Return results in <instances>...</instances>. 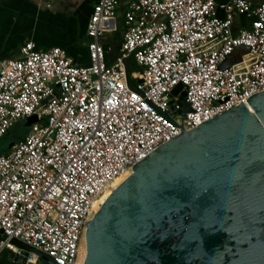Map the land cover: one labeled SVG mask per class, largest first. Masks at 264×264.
<instances>
[{
  "label": "built area",
  "instance_id": "1",
  "mask_svg": "<svg viewBox=\"0 0 264 264\" xmlns=\"http://www.w3.org/2000/svg\"><path fill=\"white\" fill-rule=\"evenodd\" d=\"M123 1L120 55L107 63L102 40ZM216 1L98 0L85 29L87 66L31 41L0 64V138L36 117L0 154V264H38L35 252L75 264L88 211L115 179L182 129L264 90V0H229L222 18ZM234 14L255 19L233 33ZM182 93L188 110L176 103Z\"/></svg>",
  "mask_w": 264,
  "mask_h": 264
},
{
  "label": "water",
  "instance_id": "2",
  "mask_svg": "<svg viewBox=\"0 0 264 264\" xmlns=\"http://www.w3.org/2000/svg\"><path fill=\"white\" fill-rule=\"evenodd\" d=\"M102 42L112 63L121 45ZM75 264H264V90L123 172L88 211Z\"/></svg>",
  "mask_w": 264,
  "mask_h": 264
},
{
  "label": "crops",
  "instance_id": "3",
  "mask_svg": "<svg viewBox=\"0 0 264 264\" xmlns=\"http://www.w3.org/2000/svg\"><path fill=\"white\" fill-rule=\"evenodd\" d=\"M98 0H0V64L21 57L20 48L31 41L37 49L59 47L66 51L78 66L89 64L85 35L86 24L93 5ZM253 7L261 0H251ZM229 0H217V15L224 17L221 5ZM125 1L116 12L117 29L105 34L109 45L119 44L124 27L122 25ZM255 17L234 14L231 31L250 27ZM245 50L240 48L229 56L225 65L238 62ZM14 144L15 141L9 144ZM8 144V146H9ZM7 146V147H8Z\"/></svg>",
  "mask_w": 264,
  "mask_h": 264
},
{
  "label": "rangeland",
  "instance_id": "4",
  "mask_svg": "<svg viewBox=\"0 0 264 264\" xmlns=\"http://www.w3.org/2000/svg\"><path fill=\"white\" fill-rule=\"evenodd\" d=\"M23 122H20L19 124H17L15 127H13L12 129H10V133L9 135H4L0 138V151L2 149H4L6 146H8V144L10 142L15 141L16 139H18V137L23 136L25 133H27L28 128L25 127L23 124Z\"/></svg>",
  "mask_w": 264,
  "mask_h": 264
},
{
  "label": "trees",
  "instance_id": "5",
  "mask_svg": "<svg viewBox=\"0 0 264 264\" xmlns=\"http://www.w3.org/2000/svg\"><path fill=\"white\" fill-rule=\"evenodd\" d=\"M18 124H19V123H18ZM22 124L24 125V122H23ZM16 125H17V124H16ZM16 125H15V126H16ZM15 126H13V127H15ZM24 126H25V125H24ZM13 127H12V128H13ZM25 127H26V126H25ZM12 128H11V129H12ZM27 128H28V127H27ZM9 131H10V130H9ZM9 131H8V132H9ZM8 132H7V133H8ZM27 132H28V131H27ZM7 133H6V134H7ZM6 134H5V135H6ZM10 134H11V133H10ZM25 135H26V133H25L23 136L18 137V139H16L15 142H17V141H19L20 139H22ZM8 149H9V147L6 146L4 149H2V150L0 151V154L5 153Z\"/></svg>",
  "mask_w": 264,
  "mask_h": 264
},
{
  "label": "bare ground",
  "instance_id": "6",
  "mask_svg": "<svg viewBox=\"0 0 264 264\" xmlns=\"http://www.w3.org/2000/svg\"><path fill=\"white\" fill-rule=\"evenodd\" d=\"M115 180H116V179H115ZM115 180H114V181H115ZM114 181L110 184V186L114 183ZM110 186H109V187H110ZM109 187H108V188H109ZM108 188H107V189H108ZM107 189H106V190H107ZM106 190L104 191V193L106 192ZM104 193H103V194H104ZM103 194H102V195H103ZM102 195H101V196H102ZM101 196H100V197H101ZM97 201H98V200H97ZM97 201H96V202H97ZM96 202H95V203H96ZM95 203H94V204H95ZM94 204H93V205H94Z\"/></svg>",
  "mask_w": 264,
  "mask_h": 264
},
{
  "label": "flooded vegetation",
  "instance_id": "7",
  "mask_svg": "<svg viewBox=\"0 0 264 264\" xmlns=\"http://www.w3.org/2000/svg\"><path fill=\"white\" fill-rule=\"evenodd\" d=\"M9 134H10V131L6 134V136L9 135Z\"/></svg>",
  "mask_w": 264,
  "mask_h": 264
}]
</instances>
